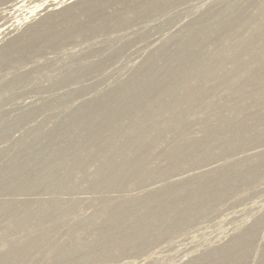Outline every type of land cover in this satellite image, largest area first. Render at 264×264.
<instances>
[{"label": "rangeland", "instance_id": "374dc122", "mask_svg": "<svg viewBox=\"0 0 264 264\" xmlns=\"http://www.w3.org/2000/svg\"><path fill=\"white\" fill-rule=\"evenodd\" d=\"M0 264H264V0H0Z\"/></svg>", "mask_w": 264, "mask_h": 264}, {"label": "bare ground", "instance_id": "6f19581e", "mask_svg": "<svg viewBox=\"0 0 264 264\" xmlns=\"http://www.w3.org/2000/svg\"><path fill=\"white\" fill-rule=\"evenodd\" d=\"M19 9V8H18ZM18 9H16V10H18ZM11 25V24H10ZM3 30H9V27L8 26H6V27H4V29Z\"/></svg>", "mask_w": 264, "mask_h": 264}]
</instances>
